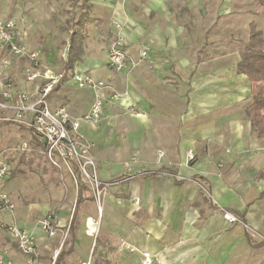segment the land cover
I'll return each mask as SVG.
<instances>
[{"label":"crops","instance_id":"0c3cea01","mask_svg":"<svg viewBox=\"0 0 264 264\" xmlns=\"http://www.w3.org/2000/svg\"><path fill=\"white\" fill-rule=\"evenodd\" d=\"M84 5L91 7L83 20L90 22L87 34L82 44L72 42L74 51L58 64L66 76L49 100L75 116L89 109L96 93L77 87L73 70L104 80L123 94L105 102L99 121L80 126L93 144L99 180L115 183L105 185L99 214L76 167L73 174L65 168L60 175L41 170L44 184L52 183L51 178L56 184L65 181V197L45 190L23 202L14 195L18 178L10 173L0 183L15 204L5 220L13 219L36 235L37 264H54L59 253L58 264H140L143 252L150 253L152 264H264V137L246 114L252 85L238 70L249 24L256 22L249 21L241 48L201 55L198 48H186L178 27L146 21L151 12L162 10L159 0L138 2L137 7L119 0H84ZM0 15L17 20L31 47L28 15ZM114 22L122 25L132 58L147 50V57L129 71L115 72L107 64ZM100 25L105 33L98 38ZM69 46L67 41L65 52ZM5 56L0 48V57ZM27 64L18 58L7 68L24 74ZM12 82L20 89L29 85ZM7 179L9 188L4 186ZM23 193L25 197L27 190ZM225 211L239 221L226 220ZM50 212L56 233L47 237L38 220ZM7 237L0 227V251L6 250L14 264H25Z\"/></svg>","mask_w":264,"mask_h":264},{"label":"built area","instance_id":"2783aa9c","mask_svg":"<svg viewBox=\"0 0 264 264\" xmlns=\"http://www.w3.org/2000/svg\"><path fill=\"white\" fill-rule=\"evenodd\" d=\"M24 19L25 17L20 18L21 21ZM113 24L116 32L108 40L107 64L115 72L129 71L147 57V50L141 49L138 58H132L125 49L122 25L119 22ZM25 38L26 32L18 26L16 19L0 15V48L6 52V56L0 59V75L13 60L24 58L28 61L23 69L24 80L31 85L29 88L20 89L9 79L0 81V111L8 114L4 115L3 119L17 122L30 129L52 166L65 168L73 174L72 165H74L88 185L100 214L105 185L115 182L104 183L99 180L96 160L92 153L93 144L80 131V126L84 121H99L104 113L105 102L119 100L123 94L114 90L104 80L73 70L70 74L73 83L79 88L92 89L96 93L95 99L89 109L80 116L73 115L63 105L53 106L49 96L65 78L66 71L56 72L42 68L38 51L31 50ZM27 147V141L18 145L21 150ZM190 157L192 158V155ZM9 174L10 165L0 162V183ZM134 202L138 203L139 200L134 198ZM14 210L15 204L9 193L0 187V227L5 230L9 240L24 257V263L37 264L40 252L36 244V235L31 230L20 227L13 219L6 221L4 218L5 214H12ZM224 218L229 222L239 221V218L229 211L224 212ZM38 226L47 237H52L56 233L55 220L50 213L38 220ZM0 264H14L6 250L0 251ZM80 264H90V261H82ZM140 264H152L149 252L142 253Z\"/></svg>","mask_w":264,"mask_h":264},{"label":"rangeland","instance_id":"374dc122","mask_svg":"<svg viewBox=\"0 0 264 264\" xmlns=\"http://www.w3.org/2000/svg\"><path fill=\"white\" fill-rule=\"evenodd\" d=\"M119 1L135 7L138 2L148 3V0ZM159 2L163 4L162 10L151 12L146 21L158 22L160 25L168 21L169 24L178 27L181 29L180 35L185 38L186 48L193 52L198 48L201 55L241 48L246 44L248 23L252 19L260 33L264 34V0H159ZM232 6L239 7V10H232ZM20 12L27 14L33 23L29 47L38 51L39 62L43 68L59 71L58 64L65 63L69 54L74 51L72 42L77 46L76 42L80 40L81 43V39L87 34L85 26L90 22L83 20L89 18L91 7L84 5V0H0V13ZM104 33V27L101 25L96 27V37H102ZM67 41L70 46L65 52ZM13 68L10 66L4 70L0 75V81L2 79L17 83L25 81L24 74L19 69L13 71ZM29 86L30 84L28 88ZM4 115L8 114L0 111V162L8 163L10 177L14 175L18 178L14 187L17 200L23 202L24 198L30 200L31 197L35 200L38 193L45 190L57 192V195L65 197L68 193L65 181L59 179L61 183L56 184L51 178L52 183L44 184L41 171L43 168L44 171H52L51 175L54 172L60 175L63 173L62 170L49 163L32 132L21 131L29 130L27 127L21 129L20 126L23 125L3 119ZM24 141H27L28 147L21 150L18 145ZM72 169H75L74 165ZM7 182L8 179L4 186L9 188L6 186ZM24 189L27 190L25 197Z\"/></svg>","mask_w":264,"mask_h":264},{"label":"trees","instance_id":"16d2710c","mask_svg":"<svg viewBox=\"0 0 264 264\" xmlns=\"http://www.w3.org/2000/svg\"><path fill=\"white\" fill-rule=\"evenodd\" d=\"M238 70L252 85V103L246 109L252 128L264 137V40L254 22L249 24V40L240 49ZM60 253L54 264L60 262Z\"/></svg>","mask_w":264,"mask_h":264}]
</instances>
